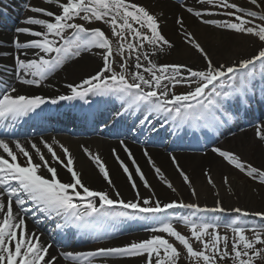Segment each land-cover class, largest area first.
<instances>
[{"label":"snow or ice","instance_id":"6c2138e0","mask_svg":"<svg viewBox=\"0 0 264 264\" xmlns=\"http://www.w3.org/2000/svg\"><path fill=\"white\" fill-rule=\"evenodd\" d=\"M197 2L222 9L220 14L232 19H206L205 16L216 13L197 10L184 3L180 7L202 24L255 37L264 45V4L261 0H247L259 11L242 7L232 0ZM43 3L54 5L60 11L57 13L48 8L25 5L32 13L51 18V21L28 17L23 21L24 24L40 26L43 31L28 27L16 29L18 34L36 38L21 42L17 37L13 41L15 49L23 50L24 55H27L28 50H36L35 58L32 59H22L19 54L15 56L18 83L39 88L67 62L93 49L103 50V65L94 75L80 83L66 85L70 89L69 95L52 99L20 94L16 87L3 82L5 89L0 96V127L5 132L0 138V264H58V256L50 253L53 244L42 239L43 231L28 227L29 219L41 225L44 222L41 216L53 222L55 230L65 232L75 229L79 235L97 241L106 240L114 234L116 225L112 221L144 222L145 230L149 233L144 239L87 252L59 253V257L72 264H114L115 261L131 258H137V264H181L182 260L185 264H264V210L249 211L235 207L231 212L238 218L223 223L221 218L207 215L228 211L220 199H216L214 207H202L198 203H185L183 200L162 203L131 151L121 141L124 152L135 168L133 173L113 149V155L134 192V199L125 201L101 157L84 148L86 156L111 188L115 196L113 198L108 191L94 190L83 182L81 173L74 167L75 161L69 148L55 138L51 143L43 137L39 141V145H43L50 154L49 160L38 143L8 131L15 127L17 121L37 113L46 104L74 100L87 104L90 103L89 97L107 96H115L120 100L124 112L143 109L139 125L144 127L147 124L151 132L157 131L150 120L153 116L163 117L164 122L171 123L176 130L184 125L194 129L218 128L233 119L227 107L229 101L239 104L237 114L240 109L250 105L256 92L257 64L264 78V46L249 58L234 60L231 64L214 63L193 33L187 31L183 17L178 16L175 23L181 29L184 43L200 54L205 65L196 69L186 64L159 65L152 57L174 47L162 34V12L157 15L135 0H43ZM77 20L85 23H77ZM94 22L107 25L111 29V37L99 27L85 26ZM116 56L120 57L119 62ZM4 70L8 71L7 67ZM178 85L186 86L189 90L176 94L174 89ZM122 114L117 113V116ZM161 127H164V123ZM254 127L256 140L264 145V123H255ZM23 140H27L30 149ZM54 145L58 146L62 156L58 155ZM211 151L245 177L264 186V167L253 166L243 161L238 154L219 147H213ZM144 155L160 181L172 192H177L146 150ZM34 157H38L40 162H34ZM20 158H24L23 162ZM172 163L191 190V196L197 198L198 193L189 175L180 167L175 156H172ZM57 164L70 173V182L61 181L55 166ZM137 176L143 187L151 193L149 197H142L135 179ZM204 176L207 183L216 189L210 172L205 171ZM223 184L231 193L228 176L223 177ZM215 195L219 197L220 192L217 190ZM174 209L190 210L191 214L174 216L169 211ZM249 217L259 218L261 223H249L246 219ZM176 223H182L190 235L178 231ZM221 228L225 230L224 234H221ZM170 238L182 246L183 251L170 242ZM193 241L200 245L198 249L194 247Z\"/></svg>","mask_w":264,"mask_h":264},{"label":"bare ground","instance_id":"6f19581e","mask_svg":"<svg viewBox=\"0 0 264 264\" xmlns=\"http://www.w3.org/2000/svg\"><path fill=\"white\" fill-rule=\"evenodd\" d=\"M5 0H0L1 3H4ZM10 5H15L18 4L17 6H20V4L23 3V7L26 4L27 0H6ZM167 3H164L161 0H135L136 3H141L143 6L148 7L150 10H154L155 14L159 15L161 12L163 13V16L161 18V31L162 34L169 39L170 37H173L176 41H178L179 39H182L181 41H179V43L177 44H181V47L174 49L175 46L172 49H168L162 53L165 54V52H171L173 53V56H170V58H174V63H166V64H181L182 62L194 69L196 68H203V66L205 65V62L202 59L196 58L195 55L192 54L191 50H190V46L187 45L186 43H184V37H182L181 33V29L179 28V26L176 23H172V21L170 19H168V15H172L174 17H178V16H182L185 22V28L187 29V31L193 33L194 37L198 40V42H201L203 44V37L202 35L197 32V34L195 33L196 30L198 31V28L202 26H205V24L200 23V21L192 16L191 14L187 13L186 11H183L184 9L180 7L179 4H174L177 2H169L164 0ZM28 5L30 6H39V7H43V8H48L49 10L53 11V5H47L44 4L43 1L41 0H28ZM182 3L187 4V6H192L193 0H182ZM26 7L22 8L20 13L18 14V17L16 16H8L6 15L7 13L5 11H3L6 14H2L0 15V18L5 17L6 19H8L10 21V23H2L3 21L0 19V27H2L3 29H6L7 32L5 33H0V69L4 70L5 67H7L8 71L10 72L9 76L7 77L6 75L4 76V78H7L8 80V85L14 86L18 89V92L20 94H25V95H41L44 96L45 98H56L59 95H69L70 94V89L66 87V85L68 84H78L80 83L83 79L94 75L100 68H101V64L99 66L93 64V62H95V60H90L88 58H84V56L82 57V59H77L75 61H69L67 63H69L66 67H63V70L61 72H65L67 74V79L63 76H60L57 74V72H55L53 75L49 76V78L47 80L44 81V83L41 85V87L36 88L34 86H28V85H22L20 83H18L17 79H16V75H15V56L16 55H21L22 59H32L35 58L34 56V52L36 50H28L27 51V55L22 54L23 50H17L15 49L14 45H13V41L14 39H16L17 37L19 38V40L21 42H28L32 39H36L34 37H31L29 35L26 34H18L16 32L17 28H21V27H28L31 28L32 30H39V31H43L42 28L40 26H35V25H27L24 24L23 21L28 18V17H36V18H42L43 16L41 14H36V13H32L31 11H26ZM177 9H183V10H177ZM25 10V11H24ZM198 10V9H197ZM1 13V12H0ZM17 13V12H15ZM14 13V14H15ZM16 17V18H14ZM7 24H9L10 26H7ZM9 27V28H7ZM195 31V32H194ZM212 37V35H211ZM171 40V39H170ZM217 42L219 41V39L216 38H211L212 42ZM173 43V42H172ZM175 44V43H173ZM209 53V55L211 56V52L207 51ZM3 53H9V56H5L3 55ZM246 54H248L246 52ZM100 57V56H99ZM212 57V56H211ZM85 59V60H84ZM230 61L233 62V60L237 59V55H231L229 56ZM102 60V59H101ZM177 60V61H176ZM77 62H81L79 64H77V66L74 67V65ZM103 62V60H102ZM157 64L159 65H163L164 63H161L160 61H155ZM182 63V64H183ZM98 69H97V67ZM61 69H59L60 71ZM5 71V70H4ZM94 71V72H93ZM28 78H31L30 76ZM10 81V82H9ZM4 82V81H2ZM4 85V84H2ZM264 88V87H263ZM4 91V90H3ZM3 94V92H2ZM2 96V95H0ZM52 96H56V97H52ZM115 96H107L106 98H113ZM104 97H89V101L90 103H84L83 101L80 100H74V101H62L61 103H57L55 105L53 104H46L44 106H42V108L40 110H38L37 113L32 114L28 117H31L29 119L26 118H22L21 120L17 121V125L21 122H26L29 121V123L31 122H35V121H40L39 118L43 119V118H47V115H44V112H49L48 108L50 107H57L58 110H62L65 108L66 105L68 104H72V103H81L83 102L84 105H93L94 102H98L95 101L97 99H103ZM232 102V101H231ZM239 108V105H237ZM97 107V106H95ZM94 108V107H92ZM249 108V110H244V112L237 114L236 115V119H237V123L234 124L233 127H229V128H225V127H218L217 129L220 132V136L217 135L218 137L216 138V141L219 140H224L225 139V143L230 144V146H234L235 149L236 147H241L242 146V142H245L247 140V136L249 133V130L245 127H247L246 122H243V117H249V115L251 116H256L257 118L261 119V122L264 123L262 121V118H264V110L261 111L260 113H256V110H254V107L252 106L247 107ZM53 111V113H60L57 115H52L50 118H48L46 121H51V124L54 126V123H56L61 131L63 130V126H66V124L68 123V113L62 115L61 111ZM255 112V113H252ZM255 114V115H253ZM67 115V116H65ZM70 116V115H69ZM55 117V118H54ZM255 117V118H256ZM116 119L117 118L115 117ZM103 119H101V122H103ZM161 120V121H160ZM159 123L162 124L164 123V127H172L171 123H165L163 117H160ZM258 121H255V123ZM92 123L90 122V120H86V123L83 122L84 125L90 126L92 127ZM137 124L138 122H135L133 125ZM80 125V124H79ZM136 126V125H135ZM135 126L132 127V129H135ZM188 126V125H185ZM82 127V126H80ZM126 128L128 126H125ZM58 128V127H56ZM54 129V127H53ZM12 130H17L16 127L14 128H10L8 129L9 132H12ZM186 130H189L186 129ZM4 132L5 129L0 127V138H3L4 136ZM66 132V131H65ZM123 131H119V134H115L112 133V131L110 130H105L103 133H101V135H99V137H97L98 135H96L94 132H92L91 134H86L87 137L84 138L83 136H78V138H75L71 141L68 140H62L60 139L61 137H69L67 135H57L56 136V140L59 141L61 144L65 145L66 147L69 148L70 152L73 155L75 164L74 167L75 169L81 173L82 176V180L83 182L87 185L91 184L92 181L96 180V181H100V179L98 178V174H94V169L96 166L94 165H88L86 158L88 159V157L86 156L85 152L83 151L84 148H87L90 152L94 153V154H98L101 157L102 161H106L109 164V171H110V176L112 179L117 178L120 182H121V188L123 190H126V185H125V180L127 181V177H125V174L122 173V170L120 168L115 169L114 161L111 159V157H113V155L111 153H113V149H122L121 148V141L124 142V144L128 147L129 150H132L135 152L134 157H138L139 155L144 154L145 150L148 152L149 155L151 156H155V158H169L171 159L172 156H175V158L178 160V163L183 162V163H187V171L194 173L196 175V172H194L195 166L201 169L204 168L205 171H209L212 178L214 179V182L216 184V191L218 190L220 192V196L217 197L213 191L212 188H210L209 184L207 183V178H205V176L203 177H198L196 175L195 179L192 180L193 186L195 187L197 193H198V197L194 198L191 196V190H187L184 189L181 184H179V176L176 175L175 173L171 172V175L173 176L174 180H173V184L175 185V188L179 191L181 197L183 198V201L185 203H198L200 204L202 207L203 206H207V207H214L215 206V201L216 199H220L222 201L223 206L228 209V212L231 211L232 208L235 207H240L242 209L245 210H249V211H259V210H263L264 209V202H258V200L256 199V197L252 194L251 191H253V188L250 187L249 185H247L245 182H239L236 180V177L231 175L224 167H222L220 164L216 165V162L213 158V156L217 157L216 155H214L212 152L209 151H204L207 149L209 144L206 143H202V142H197L194 143L192 147H181L179 144H173L169 143L168 145H164V143H159L156 144L157 148L153 149V148H146L151 146H154V143H150L147 144L144 141H142L140 138H135L130 136V134H127L126 132L122 133ZM96 133H100L96 132ZM188 133V131H187ZM17 134V133H16ZM191 133H188L187 135H190ZM199 134V133H198ZM92 135H96V137H92ZM142 135V134H141ZM52 136H54L52 133L48 134L46 137H43L44 139H46L49 143L52 142L53 138H51ZM143 136V135H142ZM183 138L188 139V137H186V135L181 134L180 135ZM29 136H27L28 138ZM24 138V137H23ZM59 138V139H58ZM33 140V138H30ZM41 139V138H40ZM218 139V140H217ZM25 141V140H23ZM36 143H38L39 145V141H36ZM26 146L30 149V145L27 144V141H25ZM84 145V146H83ZM12 147H14V145H11ZM41 147V150L44 153H47V150L43 148V145H39ZM56 151L58 153V155H63L60 152V149L58 148V146H55ZM220 147V146H218ZM222 150H227V148L225 149L224 147L221 148ZM228 151H232V150H228ZM47 155H49L50 158V154L47 153ZM114 158V157H113ZM218 158V157H217ZM21 162H23L24 158H20ZM115 159V158H114ZM263 159H264V155H263ZM35 160V157H34ZM89 160V159H88ZM137 162H143V159H138ZM180 165V164H179ZM57 167L58 170L60 171H64V168H62L61 166L55 165ZM143 166H145V164H143ZM193 169V170H192ZM173 171V169H172ZM204 171V172H205ZM92 176V177H91ZM220 178V182H219V177ZM224 176H228L231 187H232V191H234V196H228L227 195V202L222 200V196L225 195V191H226V185L223 184V177ZM91 177V178H90ZM60 178V177H59ZM93 178V179H92ZM125 178V179H124ZM151 174H148L147 179H150ZM61 179V178H60ZM62 182H68L67 180H64V178L61 179ZM114 182L116 183V181L114 180ZM162 194V192L160 193ZM237 196V197H236ZM163 197V196H162ZM167 199L166 201H164L165 203L171 202L172 200L170 199V197H163V200ZM234 199L236 201H234ZM175 210V209H174ZM171 211V210H169ZM40 218H43V216H41ZM129 222H134V220H129ZM28 227L32 230H36V231H43L44 233V228L41 226L36 225L35 223L32 222L31 219H29L28 221ZM135 227V226H134ZM127 231H133V232H138L137 234H134L133 238L131 237L130 239L126 238V232ZM77 236H79L78 233H76ZM149 235V233L146 232L144 225L143 226H137V228H131L130 230H125V231H117V233H114L110 238H115V237H121L120 239L123 240L122 243L127 244L133 240H139V239H144ZM84 239H88L87 242L88 243H92L95 240L92 239L91 237L88 236H83ZM108 238V239H110ZM42 239L45 240L46 242H51L53 244L52 249H50V253L51 255H56L57 251L55 249V247L58 245V241L60 239H58V237L55 236V234H53L52 236L44 234L42 236ZM125 239V240H124ZM68 240L70 242H74V240L72 238H68ZM107 240V239H106ZM72 242V243H73ZM101 246H105L106 243H100ZM90 250H85L82 252H87ZM124 262H128L131 260H122ZM58 264H72V262H63L61 261L60 258H58Z\"/></svg>","mask_w":264,"mask_h":264},{"label":"rangeland","instance_id":"374dc122","mask_svg":"<svg viewBox=\"0 0 264 264\" xmlns=\"http://www.w3.org/2000/svg\"><path fill=\"white\" fill-rule=\"evenodd\" d=\"M34 1H37V0H34ZM41 1H43V0H41ZM161 1L163 2V4L164 3H167L164 0H161ZM166 1H169V2H177V3H174V4H179V5L182 4L181 3L182 1H175V0H166ZM232 2L237 3L238 5H240L242 7L251 8L252 10L259 11L258 9H255L252 5L248 4L247 0H232ZM261 3L264 4V0H261ZM138 4L142 5L141 3H138ZM27 5H28V3H27ZM192 5L195 6V8L198 9V10L216 13L215 15L205 16L204 18H206V19H216V20H231L232 19L231 17H227V16H224V15L220 14V13L223 12L222 9L214 8L211 5H200L197 2V0H193ZM53 10H54V12H57V13L60 11V9L58 7H56V6L53 7ZM177 10L179 11V10H183V9H177ZM26 11H29V10L26 9ZM151 11L155 13L154 10H151ZM168 16H169L168 19H170L172 21V23H175V21H176L177 18L174 17V16H172V15H168ZM42 18L48 19V20L51 21V18H47V17H42ZM76 22L77 23H85L84 21H81V20H77ZM257 22H259V21H257ZM85 26L86 27H89V28L99 27V28L103 29L105 31V33L109 37H111V29L107 25H105V24H103L101 22H94L92 24H85ZM197 32H199L202 35V37H203V44L200 42L201 45L206 49V51H210L211 52L212 59H213L214 63H217V64H219V63L231 64L232 61H230V59H229V56H231V55L232 56L233 55H237V59L236 60L249 58L250 56L254 55L260 47L264 46L255 37L240 35V34H236L234 32H230V31H227V30L218 29V28H215L212 25H205V26H202L201 25V27L198 28V31L196 30L195 33L197 34ZM66 35H70V33H66ZM211 35H212V37H211ZM211 38H213V39L214 38L219 39V41L217 42V40H216V42H212L211 41ZM182 39H179L178 38V41H176L173 37H170L168 40L170 42L175 43L174 44V46H175L174 49H177V48L181 47V44H177V43H179V41H181ZM187 45H189V44H187ZM114 46H115V41H114ZM189 46H190V50H191L192 54L195 55L196 58L202 59V57L200 56V54L194 48H192L191 45H189ZM102 51L103 50H100V49H93L91 52L82 53L81 57L78 58V59H82V57L84 56L85 59L88 58L90 60H92V59L95 60V62H93V64H95L97 66H99L101 64V67H102V65H103V62L101 60L102 59V56H101ZM246 52L248 54H246ZM173 53H172V51L170 53L169 52H167V53L165 52V54L164 53H158L156 56H153L152 59L154 61H160L161 63H164V64H166V63H174V58H170V56H173ZM115 59L119 62L120 57L119 56H116ZM132 62H134V59H133ZM79 63H81V62H77L74 65V67L77 66V64H79ZM68 64L69 63H66L65 64V67ZM97 69H98V67H97ZM62 70H63V68L60 71L58 70L57 71V74L60 75V76L65 77L67 79V77H68L67 74L64 71L61 72ZM117 71H119V68H117ZM256 72H257L256 77H258V80H260L261 77H260L259 64H257ZM145 75H147V74H145ZM255 84L257 85L256 82H255ZM194 86L195 85H193V87ZM188 90L189 89L186 86H179V85L174 89V91H175L176 94H181V93L187 92ZM256 92H257V90H256ZM52 97H56V96H52ZM113 101L115 103L121 102L116 97H115V99H113ZM257 101L260 104L257 103L256 109H254V110H256V113L258 114V113H260L261 111L264 110V96L262 95L261 97H258L257 98ZM252 113H255V112H252ZM253 115H255V114H253ZM247 119L249 120L250 117H248ZM151 121H152V123L153 122H156L157 121V118L151 117ZM255 121H256V118H254L252 116L251 117V122H255ZM262 121L264 122V118H262ZM256 123H262L261 122V119L258 120V122H256ZM254 124L255 123L250 124V125H247V127H245V129L247 128L249 130V133H248V136L246 137L247 140L245 142H242V146L241 147H236V149H235L234 146H230V144L225 143L224 142L225 139H224V140H220L218 142L209 144L208 147H207V149L204 150V151L212 152L211 149L213 147H218V146H220L219 148L224 147L225 149L227 148V150H232V152L238 154L243 161H246L248 163H251L253 166H256V167H264V159H263V155H264V145H261V143L258 140H256V138H255V127H254ZM156 128H157V130L161 128V124L159 122L156 125ZM226 128H229V127H226ZM136 133H138V131L137 130H134L132 134H136ZM92 137H96V136H93L92 135L91 138ZM97 137H99V136H97ZM158 138H160V137H157L155 135V133H151V134H148V136H146L144 138V141H146V143H147L150 140H153L155 143H157ZM166 143H168V141ZM121 148L122 149H120V148L116 149V153L120 156V159L123 160L125 162V164H127L129 166L130 170L133 171V173H134L135 172V168L132 165L131 160L128 158L127 153L124 152L123 146H121ZM146 148L156 149L157 146L154 144V146H151L150 145L149 147H146ZM130 151H131V153H132V155L134 157L135 152L132 151V150H130ZM111 154L113 155V153H111ZM213 154L216 155L215 153H213ZM45 156H46L47 159L50 160L49 155H47V153H45ZM149 156H151V155H149ZM113 157L115 158L114 155H113ZM113 157H111V159L114 161V164L113 165L115 166V169L118 170V168H120L119 163L116 160V158L114 159ZM217 157L213 156V158H214V160L216 162V165H219L220 164L231 175L235 176L237 181H239V182H245L247 185H249L250 187H252L253 188V191H251V192L256 197V199L258 200V202H261V203L264 202V186H261V185L255 183L253 180L245 177L244 174L240 173L238 170H236L232 166L228 165L221 157H219V156H217ZM151 158L155 162L156 166L161 169V171L163 172V174L165 175V177L172 184H173L174 178L171 175V172H173L176 175H178L179 176V182H180L179 184H181V186L184 189L189 190V188L187 187V185L184 184L183 179L180 177L179 173L176 171V167L172 163V158L169 159V158L164 157V159H163V158H155V156L154 157L151 156ZM88 159L86 158V160L88 162L87 164L88 165H94L92 163V161L91 160H88ZM134 159L136 160V162H137L138 159H143V162H137V164L139 165V167L141 168V170L144 172L146 179L148 177V174H151V177L152 178L147 179V180H148L149 184L151 185L152 189L155 191L156 197L162 203H165L164 201L167 200V199H164L163 200V197H165V198L166 197H170V199L172 201H174V200L175 201L183 200V198L181 197V195H180V193H179L178 190H177V192L174 193V192L171 191V189L167 188V186L163 182L160 181V179L156 176V174H155L152 166L148 163V158L144 154L139 155L137 158L134 157ZM34 162H37V163L40 162L39 159H38V157H35ZM103 162L105 163V165L109 169L108 162H106V161H103ZM143 164H145V166H143ZM179 164H180V167L185 171V173L187 175H189L191 181L195 179L196 175L198 177L199 176L200 177H203L204 176V171L205 170H204V168L201 169L202 167L201 168L198 167V169H197V167L195 166V169H194V172H196V175H195L194 173L191 172V174H190V172L187 171V163H183V162L180 161ZM58 166H60V165H58ZM93 169H94V171H93L94 174L95 173L98 174V178L100 179V181L98 182V181L94 180V181H92L91 184H88L87 183V186H89L90 188H92L94 190L108 191L110 193V195H112L113 198H115L114 194L112 193L111 188L107 185V183L103 180V177L99 174L97 167H95ZM172 169H173V171H172ZM122 173H123V170H122ZM45 175H47V173H45ZM58 175H59V177L61 179L64 178V180H67L68 182H70V180H71L70 173H68L65 168H64V171L63 172L60 171V170H58ZM125 177H126V175H125ZM220 178H221V176L219 177V182L221 181ZM135 179H136V181H137V183L139 185V190L141 192L142 197H149L151 195V193H149V191L143 187V183L139 180V177L137 176V177H135ZM112 180H113V183L115 184L116 188L120 191L121 198H123L125 201L134 199V192L131 189V186H130L129 182H126V180L124 181L125 182V185H126L125 186L126 187V190H123L121 188V186H120L121 185V182L117 178H114ZM114 180L116 181V183L114 182ZM173 186L175 187L174 184H173ZM210 188H212V187L210 186ZM212 191L215 194L216 189H213L212 188ZM161 192H162V194H160ZM225 193L226 194L222 196V200L225 201V202H227V195L228 196L229 195L230 196L231 195L234 196V191H232L230 193L228 191V187L227 186H226ZM257 193H259V195ZM234 201H236V200L234 199ZM170 213L172 215L178 216V217L179 216H187V215H190L191 214L190 213V210H186V209H175V210H171ZM197 215H203V214H197ZM207 215L219 217V218L222 219V222L223 223H230L232 219L238 218L237 215L235 213L231 212V211L230 212L227 211L224 214L217 213V214H207ZM241 219H245V218H241ZM246 219L249 221V223H252V224L261 223V221L259 220V218L249 217V218H246ZM41 220H43L44 222L41 225H38V226H44L45 227V220L44 219H41ZM112 222H117V221H112ZM122 223H123V225H122L121 228H122L123 231L130 230L131 228H137V226H140L141 227V226L144 225V222L141 221V220H134V222H129V220H125ZM175 226H176L177 230L180 231L182 234H184L186 236L190 235L188 229L182 223H176ZM220 231H221V234H224L225 233V230L223 228H221ZM137 233L138 232L127 231L125 236H126L127 239H130L131 237L133 238L134 234H137ZM227 234L231 237V233L230 232H228ZM248 235H251V233H248ZM120 238L121 237H115L113 239L110 238V239L102 240V241L95 240L92 243H87L85 245H78V246L67 245V247H61V248L55 247L57 253L54 256H58V258H60L61 261L64 262L63 257H59V253L60 252H73V253H77V252H82V251H85V250L93 251V250L98 249L99 247L123 246L124 245V243H122L123 240H121ZM170 242L176 244L177 247L180 248L181 251H183L182 246H179L176 241H174V240H172L170 238ZM100 243H106V244H105V246H101ZM193 244H194V247L197 248V249L200 247V245L198 243H196L195 241H193ZM126 260H131V261H128V262L115 261L114 264H137V258H131V259H126ZM65 262H67V261H65ZM68 262H71V261H68ZM181 264H185V262L182 260L181 261Z\"/></svg>","mask_w":264,"mask_h":264}]
</instances>
